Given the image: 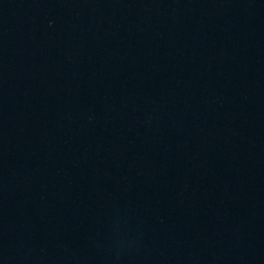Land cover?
I'll list each match as a JSON object with an SVG mask.
<instances>
[{
    "label": "water",
    "instance_id": "1",
    "mask_svg": "<svg viewBox=\"0 0 264 264\" xmlns=\"http://www.w3.org/2000/svg\"><path fill=\"white\" fill-rule=\"evenodd\" d=\"M0 264H264V0H0Z\"/></svg>",
    "mask_w": 264,
    "mask_h": 264
}]
</instances>
